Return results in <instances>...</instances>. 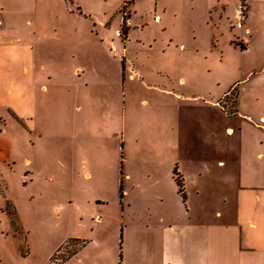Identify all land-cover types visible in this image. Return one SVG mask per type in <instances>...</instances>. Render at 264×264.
Returning a JSON list of instances; mask_svg holds the SVG:
<instances>
[{
  "label": "rangeland",
  "instance_id": "rangeland-1",
  "mask_svg": "<svg viewBox=\"0 0 264 264\" xmlns=\"http://www.w3.org/2000/svg\"><path fill=\"white\" fill-rule=\"evenodd\" d=\"M250 3L241 50L244 0H0L4 73L17 87L28 63L35 91L30 124L0 96V264L62 261L88 223L110 238L134 216L177 221L201 199L174 170L218 147L255 154L264 0Z\"/></svg>",
  "mask_w": 264,
  "mask_h": 264
},
{
  "label": "crops",
  "instance_id": "crops-1",
  "mask_svg": "<svg viewBox=\"0 0 264 264\" xmlns=\"http://www.w3.org/2000/svg\"><path fill=\"white\" fill-rule=\"evenodd\" d=\"M244 2L245 13L236 23L241 32L235 35L239 43L235 45L241 50L247 49L250 37L258 34L254 7L249 0ZM2 46L0 96L6 98L3 103L9 110L30 124L35 95L30 66H18L16 87V80L4 73V67H15L11 60L6 62L14 54ZM23 52L27 57L28 51ZM226 129L229 133L233 130ZM253 129L259 139L254 155L242 157L239 153L235 157L234 151L226 153L219 147L216 153L200 154L198 159L184 155L194 168L187 174H176L183 190L189 191L186 197L201 200L177 221L162 216L138 220L133 215L130 221H121L110 238L105 237L101 222L88 223L81 234L68 239L83 243L71 257L64 261L49 257L46 264H264V113L254 121ZM228 166H232V176ZM169 179L175 182V177ZM220 188L224 194H219Z\"/></svg>",
  "mask_w": 264,
  "mask_h": 264
},
{
  "label": "trees",
  "instance_id": "trees-1",
  "mask_svg": "<svg viewBox=\"0 0 264 264\" xmlns=\"http://www.w3.org/2000/svg\"><path fill=\"white\" fill-rule=\"evenodd\" d=\"M123 26H122V30H121V32L123 31V34L125 33V27H124V25H125V17H123ZM123 34H121V36L123 35ZM123 37V36H122ZM241 48H243L242 46H241ZM174 173L176 174V170H174ZM177 175V174H176ZM175 181H176V184H177V186H178V192L182 195V198L183 199H185V195H184V193H183V186H182V182H181V180L179 179V177L178 176H176L175 177ZM83 244V243H82ZM82 244L80 245V247L82 246ZM77 251V250H76ZM75 251V252H76ZM75 252H72L70 255H68L66 258H64V259H62V261H64V260H66V259H68L69 257H71Z\"/></svg>",
  "mask_w": 264,
  "mask_h": 264
},
{
  "label": "built area",
  "instance_id": "built-area-1",
  "mask_svg": "<svg viewBox=\"0 0 264 264\" xmlns=\"http://www.w3.org/2000/svg\"><path fill=\"white\" fill-rule=\"evenodd\" d=\"M1 28H2V21L0 20V31H1Z\"/></svg>",
  "mask_w": 264,
  "mask_h": 264
}]
</instances>
